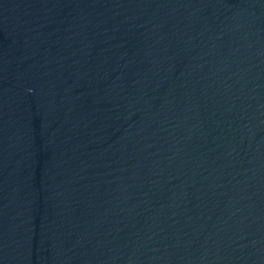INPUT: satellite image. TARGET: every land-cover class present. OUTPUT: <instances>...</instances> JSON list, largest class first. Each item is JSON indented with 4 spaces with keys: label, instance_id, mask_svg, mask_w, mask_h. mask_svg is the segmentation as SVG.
I'll return each instance as SVG.
<instances>
[{
    "label": "water",
    "instance_id": "water-1",
    "mask_svg": "<svg viewBox=\"0 0 264 264\" xmlns=\"http://www.w3.org/2000/svg\"><path fill=\"white\" fill-rule=\"evenodd\" d=\"M0 264H264V0H0Z\"/></svg>",
    "mask_w": 264,
    "mask_h": 264
}]
</instances>
